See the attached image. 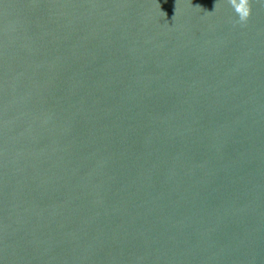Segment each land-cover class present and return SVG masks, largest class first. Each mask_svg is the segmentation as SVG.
I'll list each match as a JSON object with an SVG mask.
<instances>
[{
	"label": "water",
	"instance_id": "1",
	"mask_svg": "<svg viewBox=\"0 0 264 264\" xmlns=\"http://www.w3.org/2000/svg\"><path fill=\"white\" fill-rule=\"evenodd\" d=\"M250 2L0 0V264H264Z\"/></svg>",
	"mask_w": 264,
	"mask_h": 264
},
{
	"label": "clouds",
	"instance_id": "2",
	"mask_svg": "<svg viewBox=\"0 0 264 264\" xmlns=\"http://www.w3.org/2000/svg\"><path fill=\"white\" fill-rule=\"evenodd\" d=\"M228 4L232 7L236 14V19L233 20V24H240L241 26H244L247 23V20L251 13V2L250 0H228ZM199 7V6H196ZM220 8L219 3H215L214 5V11L208 12L205 11L207 14H211L215 11H218ZM174 11H178V9H175ZM163 15H166V13L162 12Z\"/></svg>",
	"mask_w": 264,
	"mask_h": 264
}]
</instances>
